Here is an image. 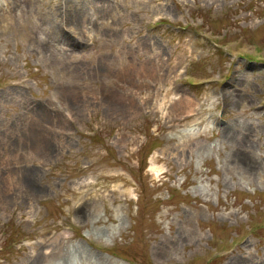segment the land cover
<instances>
[{
	"label": "rangeland",
	"instance_id": "rangeland-1",
	"mask_svg": "<svg viewBox=\"0 0 264 264\" xmlns=\"http://www.w3.org/2000/svg\"><path fill=\"white\" fill-rule=\"evenodd\" d=\"M0 264H264V0H0Z\"/></svg>",
	"mask_w": 264,
	"mask_h": 264
},
{
	"label": "bare ground",
	"instance_id": "bare-ground-1",
	"mask_svg": "<svg viewBox=\"0 0 264 264\" xmlns=\"http://www.w3.org/2000/svg\"><path fill=\"white\" fill-rule=\"evenodd\" d=\"M185 99H188V98L184 97V99H182V97H179V96H177V94H174L171 90H168L166 92V94H164V96L161 99L158 98V100H155V101H156V104L158 105L159 108L165 109L164 106H166V104L171 102V100H174L175 101V106H177V104H179V103L181 104V102H183ZM186 101L190 104V100L189 99L186 100ZM163 104H164V106H163ZM40 114H41V116L44 117L46 113L42 112ZM225 133H226V135H228L229 131L226 130ZM26 176H28V173H27Z\"/></svg>",
	"mask_w": 264,
	"mask_h": 264
}]
</instances>
